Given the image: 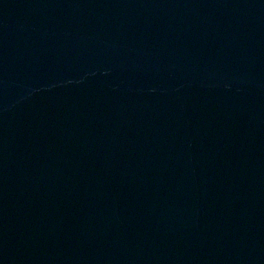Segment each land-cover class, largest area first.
Segmentation results:
<instances>
[{
  "label": "water",
  "instance_id": "obj_1",
  "mask_svg": "<svg viewBox=\"0 0 264 264\" xmlns=\"http://www.w3.org/2000/svg\"><path fill=\"white\" fill-rule=\"evenodd\" d=\"M0 264H264V0H0Z\"/></svg>",
  "mask_w": 264,
  "mask_h": 264
}]
</instances>
